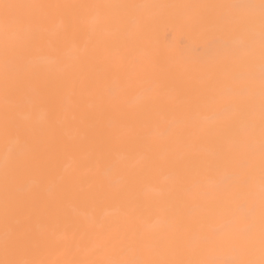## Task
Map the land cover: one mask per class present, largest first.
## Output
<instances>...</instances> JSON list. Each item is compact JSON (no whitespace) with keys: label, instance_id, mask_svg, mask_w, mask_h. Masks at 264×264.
I'll return each instance as SVG.
<instances>
[{"label":"bare ground","instance_id":"obj_1","mask_svg":"<svg viewBox=\"0 0 264 264\" xmlns=\"http://www.w3.org/2000/svg\"><path fill=\"white\" fill-rule=\"evenodd\" d=\"M0 264H264V0H0Z\"/></svg>","mask_w":264,"mask_h":264}]
</instances>
